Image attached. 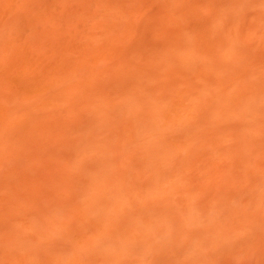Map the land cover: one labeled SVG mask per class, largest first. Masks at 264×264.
Wrapping results in <instances>:
<instances>
[{
  "label": "rangeland",
  "instance_id": "obj_1",
  "mask_svg": "<svg viewBox=\"0 0 264 264\" xmlns=\"http://www.w3.org/2000/svg\"><path fill=\"white\" fill-rule=\"evenodd\" d=\"M0 264H264V0H0Z\"/></svg>",
  "mask_w": 264,
  "mask_h": 264
}]
</instances>
